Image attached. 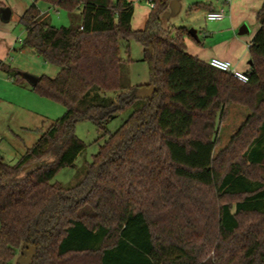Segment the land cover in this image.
Listing matches in <instances>:
<instances>
[{"label":"trees","instance_id":"obj_1","mask_svg":"<svg viewBox=\"0 0 264 264\" xmlns=\"http://www.w3.org/2000/svg\"><path fill=\"white\" fill-rule=\"evenodd\" d=\"M42 1L82 17L55 27L34 3L19 21L22 48L59 68L32 91L66 112L17 164L0 155V264H12L24 245L35 252L29 264H264V178L254 176L264 166V0L247 83L189 54L187 28L161 27L171 0H151L143 30L132 29V0ZM132 40L144 47L151 93L109 133L108 123L138 102L123 85L121 49ZM230 103L252 112L215 156ZM87 120L106 142L81 182L52 184L85 151L75 131ZM35 161L41 168L23 174Z\"/></svg>","mask_w":264,"mask_h":264},{"label":"rangeland","instance_id":"obj_2","mask_svg":"<svg viewBox=\"0 0 264 264\" xmlns=\"http://www.w3.org/2000/svg\"><path fill=\"white\" fill-rule=\"evenodd\" d=\"M134 4V18L132 21L133 30H143L150 18L152 11L151 0H132ZM200 0H171L167 10L161 17V27H185L188 31H197L198 39L191 34L185 39L188 53L193 55L195 48H202V45H209L207 38L212 31V26L216 22H208L206 12L203 8H196ZM34 3L42 14L50 17V23L55 27H69L73 21L81 20V10H77L75 17L70 16L64 9L50 8L49 4L42 0H0L3 8L12 11L11 20L4 23L0 20V62L11 66L22 74H29L39 79L41 76L55 78L59 73V68L44 61L31 49L22 48V43L26 37L23 25L19 24L22 14ZM251 27V26H250ZM255 28L249 34L234 37L241 40H248L255 35ZM250 37V38H251ZM247 44L245 48L249 51ZM121 49V57L126 61L123 70V85L128 88L134 87L133 93L137 95L138 102L134 107L122 109L116 118L108 123L107 131L115 133L129 119L136 108L141 105L146 97L150 95V89L144 88L149 85L151 76L149 67L143 61L144 47L136 40H132ZM250 58V54H249ZM130 59L131 62H128ZM247 60L246 64L248 67ZM9 82L11 79L6 72L0 68V155L9 164H17L25 152L33 147L41 135L46 132L51 125L61 118L66 110L64 106L57 102L37 95L32 89L28 91H10ZM8 84V85H7ZM29 87L30 83H27ZM16 85V83L14 84ZM13 86V85H12ZM118 93L108 92L106 95L117 100ZM35 98L32 100L31 98ZM30 111H34V115ZM251 110L245 105L230 103L227 113L218 127L217 145L214 149L215 156L228 147L232 136L239 130L245 119L251 114ZM76 136L86 144L85 151L80 154L73 168H63L58 172L52 184H60L65 188H73L81 182L87 174L88 165L94 161L95 155L106 142V134L101 131L91 121L79 122L76 127ZM258 179L264 178V166L254 172ZM226 202L236 199L225 200ZM224 201V202H225ZM35 254L30 245H24L14 258L12 264H29ZM208 256L214 257V252Z\"/></svg>","mask_w":264,"mask_h":264},{"label":"crops","instance_id":"obj_3","mask_svg":"<svg viewBox=\"0 0 264 264\" xmlns=\"http://www.w3.org/2000/svg\"><path fill=\"white\" fill-rule=\"evenodd\" d=\"M262 3L263 0H230L229 2H226V0H200L196 8H203L207 13L206 15H208L209 11L224 10L226 12V17L223 21L216 22V24L212 26L213 29L207 36V38H209V45L203 44L202 48H195L192 56H196L207 63H209L212 58L221 59L223 61L227 60L232 63L236 71L249 72L251 69V60L248 62L250 66L248 67L246 62L250 59L249 51L245 48L244 44H247L249 47L253 37L260 28L257 22V15ZM244 25L248 27V33L246 34L251 33L253 28H255L256 32L253 37L250 36L251 38L249 37L246 41L234 37L236 33H238L239 37L242 36L239 35V32ZM9 84L13 85H9L11 86L9 90L13 92H18V90L28 91L31 89L28 84L24 86L18 84L14 85L15 82L13 80H11ZM31 99L34 100L35 98ZM30 112L34 115V111Z\"/></svg>","mask_w":264,"mask_h":264},{"label":"built area","instance_id":"obj_4","mask_svg":"<svg viewBox=\"0 0 264 264\" xmlns=\"http://www.w3.org/2000/svg\"><path fill=\"white\" fill-rule=\"evenodd\" d=\"M230 0H226V2H229ZM154 5L152 4V7ZM226 12L224 10L219 11H209L206 19L208 22H221L225 19ZM210 66L213 68L224 72V73H230L232 74L238 81L241 83H247L249 82V75L247 72H238L233 68V65L230 61H223L221 59L212 58L209 62Z\"/></svg>","mask_w":264,"mask_h":264},{"label":"water","instance_id":"obj_5","mask_svg":"<svg viewBox=\"0 0 264 264\" xmlns=\"http://www.w3.org/2000/svg\"><path fill=\"white\" fill-rule=\"evenodd\" d=\"M11 15H12V11L9 8L6 7V8L0 9V19L4 23H6V22L11 20V18H12ZM246 33H248V27H246L244 25V26H242V28H241V30L239 32V35L241 36V35H244ZM190 34L193 37H195L196 39H198L197 31H195V30L194 31H190ZM252 64H253V62L250 61V65H252ZM22 75H23L24 79L27 80V82L30 83V85H32V86L36 85L38 83V81H39L38 78L33 77V76L29 75V74H24L23 73ZM41 166H42V164H40V162H37V161L32 162V163L26 165V167H24L22 169V173L25 174V175L31 174L32 172L40 169Z\"/></svg>","mask_w":264,"mask_h":264}]
</instances>
